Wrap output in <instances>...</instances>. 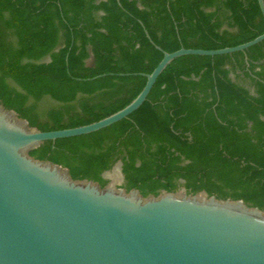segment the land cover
<instances>
[{"label": "trees", "instance_id": "obj_1", "mask_svg": "<svg viewBox=\"0 0 264 264\" xmlns=\"http://www.w3.org/2000/svg\"><path fill=\"white\" fill-rule=\"evenodd\" d=\"M262 34L258 0H0V79L35 123L72 129L128 106L164 53ZM44 99L55 105L40 110ZM52 147L80 170L122 157L130 182L184 180L264 206V41L174 60L127 119Z\"/></svg>", "mask_w": 264, "mask_h": 264}, {"label": "water", "instance_id": "obj_2", "mask_svg": "<svg viewBox=\"0 0 264 264\" xmlns=\"http://www.w3.org/2000/svg\"><path fill=\"white\" fill-rule=\"evenodd\" d=\"M258 3L264 17V0ZM263 41L264 34L232 48L164 53L124 109L59 131L22 112L0 79V264H264L260 200L208 192L184 180L130 182L124 173V181L115 182L109 169H77L52 147L127 119L174 60L246 54Z\"/></svg>", "mask_w": 264, "mask_h": 264}, {"label": "rangeland", "instance_id": "obj_3", "mask_svg": "<svg viewBox=\"0 0 264 264\" xmlns=\"http://www.w3.org/2000/svg\"><path fill=\"white\" fill-rule=\"evenodd\" d=\"M242 83H245L244 81H242ZM247 84V83H246ZM55 105V103L50 100V99H44L43 102L39 105L40 106V110L42 111H46L49 108H51V106ZM121 163V167H122V172L124 174V162H123V158L122 157H118L115 162L110 166L109 170L116 164ZM181 181L183 180H177L175 181V183H181Z\"/></svg>", "mask_w": 264, "mask_h": 264}, {"label": "bare ground", "instance_id": "obj_4", "mask_svg": "<svg viewBox=\"0 0 264 264\" xmlns=\"http://www.w3.org/2000/svg\"><path fill=\"white\" fill-rule=\"evenodd\" d=\"M121 163H118L116 165H114L108 172H107V177L115 182H123L124 181V177H123V173H122V167H121Z\"/></svg>", "mask_w": 264, "mask_h": 264}, {"label": "flooded vegetation", "instance_id": "obj_5", "mask_svg": "<svg viewBox=\"0 0 264 264\" xmlns=\"http://www.w3.org/2000/svg\"><path fill=\"white\" fill-rule=\"evenodd\" d=\"M91 61H92V60H91ZM246 87H247L249 90H251V88H252V87H250V86H246ZM250 92H251V91H250Z\"/></svg>", "mask_w": 264, "mask_h": 264}]
</instances>
